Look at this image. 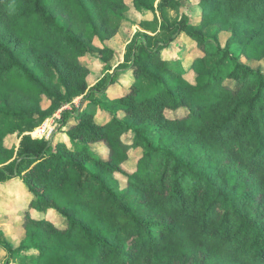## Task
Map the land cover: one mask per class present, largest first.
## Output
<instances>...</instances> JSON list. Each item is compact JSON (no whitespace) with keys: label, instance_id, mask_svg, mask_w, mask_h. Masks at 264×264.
<instances>
[{"label":"trees","instance_id":"obj_1","mask_svg":"<svg viewBox=\"0 0 264 264\" xmlns=\"http://www.w3.org/2000/svg\"><path fill=\"white\" fill-rule=\"evenodd\" d=\"M8 1L16 28L48 42L39 51L34 42L27 61L37 57L54 69L65 89L54 92L0 38V81L22 80L54 103L46 111L8 112L20 123L13 132L24 134L86 93L84 78L73 86L56 59L90 50L60 21L52 0ZM133 1L152 8L151 0ZM183 1L161 0L159 8L176 9ZM69 3L101 37L93 1ZM198 5V21L184 15L164 22L165 40L139 35L132 42L108 85L120 84L126 93L111 99L108 86H96L85 99L99 97V112L62 113L70 145L25 135L15 157L0 138V183L20 178L31 197L20 246L0 229V264H28L33 253L34 264H264V71L231 52L237 46L247 59H264V0ZM212 27L218 30L207 35ZM226 33L231 37L223 46ZM180 39L183 45L173 48ZM193 49L182 67L178 62ZM99 53L102 61L113 56L105 47ZM180 111L185 114L169 117ZM95 144L106 147L108 159ZM131 153L139 154L132 165Z\"/></svg>","mask_w":264,"mask_h":264},{"label":"rangeland","instance_id":"obj_2","mask_svg":"<svg viewBox=\"0 0 264 264\" xmlns=\"http://www.w3.org/2000/svg\"><path fill=\"white\" fill-rule=\"evenodd\" d=\"M72 1V0H70ZM69 0H52L50 7L55 10L60 21L71 30L87 45L90 53L85 56H76L70 52L64 53L63 56L57 58V64L70 77L73 86L76 77L82 76L87 85L86 93L74 99L70 104L62 105L61 109L56 112L51 118H48L42 125L36 128L33 132L18 134L13 132V128L19 126V121L8 117V112L16 113L24 110L37 111L48 110L53 106V101L50 100L39 90L27 86L22 80L10 79L0 81V138L4 139V145L13 151L16 157L23 136L30 135L37 140L49 141L53 146L57 143H67L70 145L69 138L66 134V129L62 126L63 112H76L89 110L91 112H99L100 107L96 105V97L94 100L87 101L85 97L89 91L96 86H100V90L110 84V81L115 79L117 67L125 63V58L128 53V47L139 35L157 36L162 40L166 39V33L163 31L164 22L174 24L187 15L192 22L198 21L201 16V10L198 5L199 0H185L181 6L176 9L159 8L161 0H151V9L138 8L133 0H91V10L95 16L99 28V36H94L90 25L83 22L82 17L74 4L69 3ZM10 7L8 0H0V38L4 43L12 49L19 51V56L30 68L35 69L41 74L45 80L51 85L54 92L64 94V88L54 69H50L43 61L37 57L34 60L27 61L31 58L33 52V44L35 42V50L39 51L48 44L47 41L36 39L42 36L35 31L16 28L9 18ZM73 19L72 21L68 19ZM218 30L217 27H212L207 30V35L213 34ZM27 32V34H25ZM231 33H226L221 36V42L225 46ZM33 39H35L33 41ZM183 45L180 39L173 48L178 49ZM108 48L113 52L108 61H102V55L99 50ZM241 58V62L250 65L253 69H261L264 71V59L261 61L247 59L243 51L234 46L231 51ZM196 50L187 53L182 67H188L191 63ZM51 70V71H50ZM129 78V76H122ZM190 79L193 81L194 75ZM124 83V81H122ZM143 88H148L144 82L140 83ZM108 98H115L127 92L126 88L120 84L107 89ZM185 111L178 113H170L169 117L183 116ZM129 140V137H126ZM91 148L101 154L105 159H108L109 152L103 144L92 145ZM132 162L136 163L139 154L131 153ZM123 187L126 186V180L119 177ZM31 202L30 194L25 188L20 178H12L8 181L0 183V229L3 230L5 238L15 247H19L26 237L24 228L23 213L28 210ZM36 218L42 217L32 209L30 210ZM49 217L56 225L63 226V222L54 215ZM37 254H31L28 264H34ZM5 255L0 251V263L4 262ZM19 264V263H17Z\"/></svg>","mask_w":264,"mask_h":264},{"label":"built area","instance_id":"obj_3","mask_svg":"<svg viewBox=\"0 0 264 264\" xmlns=\"http://www.w3.org/2000/svg\"><path fill=\"white\" fill-rule=\"evenodd\" d=\"M33 138V137H32ZM34 139V138H33Z\"/></svg>","mask_w":264,"mask_h":264}]
</instances>
